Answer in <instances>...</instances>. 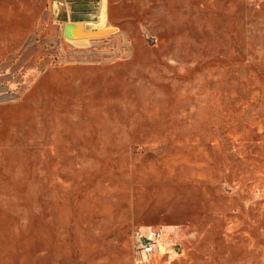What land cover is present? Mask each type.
<instances>
[{
	"label": "rangeland",
	"instance_id": "1",
	"mask_svg": "<svg viewBox=\"0 0 264 264\" xmlns=\"http://www.w3.org/2000/svg\"><path fill=\"white\" fill-rule=\"evenodd\" d=\"M110 8L0 0V264H264V0Z\"/></svg>",
	"mask_w": 264,
	"mask_h": 264
},
{
	"label": "crops",
	"instance_id": "2",
	"mask_svg": "<svg viewBox=\"0 0 264 264\" xmlns=\"http://www.w3.org/2000/svg\"><path fill=\"white\" fill-rule=\"evenodd\" d=\"M97 1L98 0H67V2L72 4V12L66 17L67 22L63 29V35H65L68 40L77 42L91 40L95 35H99L105 30L112 31L111 29L115 28V18H113V12L110 8V0H107L108 8L106 21L103 23L100 18L103 4L99 13L100 21H96ZM90 26H97L98 28L93 29ZM165 247L166 245H164L160 253L154 257V260L163 255ZM4 261L6 260L4 259Z\"/></svg>",
	"mask_w": 264,
	"mask_h": 264
},
{
	"label": "built area",
	"instance_id": "3",
	"mask_svg": "<svg viewBox=\"0 0 264 264\" xmlns=\"http://www.w3.org/2000/svg\"><path fill=\"white\" fill-rule=\"evenodd\" d=\"M61 3L62 0H59ZM65 6H69L65 3ZM170 234L166 228H140L134 233V247L139 261L148 260L149 262L157 256L164 245H166V237ZM174 251H178L177 245L173 247Z\"/></svg>",
	"mask_w": 264,
	"mask_h": 264
}]
</instances>
